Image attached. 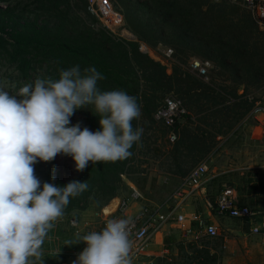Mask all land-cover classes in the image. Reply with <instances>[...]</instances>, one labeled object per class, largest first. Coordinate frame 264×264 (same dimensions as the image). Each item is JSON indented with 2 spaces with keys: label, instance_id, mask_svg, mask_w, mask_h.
<instances>
[{
  "label": "trees",
  "instance_id": "1",
  "mask_svg": "<svg viewBox=\"0 0 264 264\" xmlns=\"http://www.w3.org/2000/svg\"><path fill=\"white\" fill-rule=\"evenodd\" d=\"M29 1L22 6L21 1L11 5V0H0V4H8L0 8V59L17 70L19 79L25 83H34L37 77L57 80L60 69L79 65L83 73V69L94 66L105 77L98 81L101 91L124 90L136 97L141 110L140 119L133 121L134 127L143 128L141 145H134L133 155L126 160L96 165L90 162L88 168L78 172L77 181L87 182L88 189L71 199L64 216L90 206L102 210L127 190L124 178L140 173L141 165L148 161L162 160L163 173L185 178L207 160L217 137L232 132L254 106L256 100L249 101L246 93L239 95L238 86H264V32L239 6L213 4L210 0H127L126 5H136L134 17H141L129 22V30L137 39L131 42L117 39L104 29H79L80 19L74 8L91 17L86 0H76L78 5H73L75 0ZM91 18L97 21L93 15ZM173 41L177 44L172 49L175 63L170 72L140 51L141 44L156 49ZM194 56L211 62L221 77L227 73L236 84L218 85L214 77L210 84L203 83L185 70L189 57ZM170 95L187 109L185 123L179 122L173 128L155 119ZM73 119H83L84 127L93 132L101 130L93 105L78 109ZM170 132L177 139L170 141L167 151L162 150L158 140L167 134L170 137ZM139 155L144 160H139ZM38 169L35 166L41 184L68 183L54 177L52 162L47 173L41 175ZM245 183L249 186L250 179ZM179 259L175 264H220L219 254H212L206 247L190 254L182 250Z\"/></svg>",
  "mask_w": 264,
  "mask_h": 264
},
{
  "label": "clouds",
  "instance_id": "2",
  "mask_svg": "<svg viewBox=\"0 0 264 264\" xmlns=\"http://www.w3.org/2000/svg\"><path fill=\"white\" fill-rule=\"evenodd\" d=\"M105 77L93 66L59 70V79L37 77L15 95L0 88V264H44L42 245L72 198L88 189L73 180L64 186L44 182L35 165L70 156L75 170L89 163L130 158L141 145L143 128L136 97L124 90L101 91ZM93 105L101 130L71 123L78 109ZM55 178L53 177V180ZM129 219H110L67 246L86 244L72 264H133ZM60 253L57 254L59 256Z\"/></svg>",
  "mask_w": 264,
  "mask_h": 264
},
{
  "label": "rangeland",
  "instance_id": "3",
  "mask_svg": "<svg viewBox=\"0 0 264 264\" xmlns=\"http://www.w3.org/2000/svg\"><path fill=\"white\" fill-rule=\"evenodd\" d=\"M19 1L22 2V6L28 5L30 2L29 0H11L10 4L15 5ZM112 2L115 8L123 12L126 19V21L124 19L125 25L123 30H126L129 35L125 40L131 42L136 41V37L132 34L131 30H129V22H132L134 18L138 20L141 18L140 16L134 17L135 14L133 9L135 10L136 5L134 3L126 5L127 0H112ZM74 4L78 5L79 3L75 0L73 1V5ZM7 5L8 4H0V8L6 7ZM227 11L230 12L232 10L227 9ZM75 12L80 19L79 29H83L86 26L93 32H99L103 29L98 19L94 17L97 20L95 21L91 18V13H89L91 16L89 17L83 10L77 7L74 8V13ZM238 14L241 15V11ZM140 28L144 30V26L141 25ZM118 35H121V33H118ZM116 38L118 39L119 37ZM165 44L166 45L161 44L154 49L155 55H158L163 63L166 62L162 58L161 51L163 49L175 50L174 45L177 44V41H173V44ZM202 58L203 57L198 56L189 57L190 60L188 59V62L192 59L201 60ZM174 63L173 61L168 64L169 66H173ZM214 68V64H212V70ZM212 70V76L209 74V77L210 79L214 77L218 85L233 86L236 84L232 83V80H229L230 77L227 73L225 76L228 79L226 77H221L219 69H214L215 75H213L214 73H212ZM24 84L26 83L18 78L17 70L6 61L0 59V88L15 95ZM244 93L247 94L249 99L264 101V86L259 89H247V86H238V94L243 95ZM77 120L78 119H73L71 123L74 125L80 122L83 128V119ZM180 123L184 124L185 119L183 118ZM255 127V125L250 124L248 127L242 128L235 133L233 130L224 137H217L216 147L207 157V165L209 168L207 179L209 178V181L204 187L205 195L192 199L188 203L184 215L188 218V211L190 210V212L200 213L204 219L216 220L218 237L214 240L202 238V240L197 241V244H189L188 242V244H181L182 246L177 248L179 252L178 257L173 259L170 264L180 262L179 255L182 254V250H186L188 254H190L193 250L203 247L210 249L211 252L218 253L220 256V264H264V210L261 207V200L264 197L262 193L264 191V146H261L259 136L256 132L257 128ZM169 139L170 137L167 134L165 138L158 140V144L163 147L162 150H168V144L171 143ZM138 159L144 160L142 155H139ZM161 161L162 160H159L157 163L148 161V163L141 165L140 173L132 175L130 179L124 178L127 190L122 192L118 197H120V199L130 197L133 188H135L144 198L143 201H140L143 203V206L146 205L151 207L164 203L178 183L173 177L163 173ZM51 162L55 168L53 175L58 180L67 182L78 180L79 173L75 170V161L70 156L57 155ZM51 162L41 161L35 166L39 167L38 171L43 175L48 172ZM247 179L251 181L249 186L245 183ZM225 188L235 190L239 204L248 206L255 213V216L249 222L253 221L260 225L262 231H260L259 234H253L251 232L250 224H248L247 221L229 218L219 219V217H216V203L220 193ZM105 213L109 214L110 209L106 208ZM100 214V208L90 206L85 211H75L71 215L64 216L56 222V226L48 233L42 245V258L45 259L47 255L48 257L55 258L54 256L56 255L54 254L58 253L71 254L76 252L79 254L86 247V244L80 243L78 245L67 246L65 242L76 239L77 235L83 236L91 231H101L106 226L108 220L113 219V217H115L114 219L121 218L120 214H116L107 221H104L100 217ZM161 234L164 240L171 239L172 241L179 240L180 242L185 240L176 222L167 225ZM164 245L167 248L165 242ZM173 245H175V243ZM168 248H171V246Z\"/></svg>",
  "mask_w": 264,
  "mask_h": 264
},
{
  "label": "built area",
  "instance_id": "4",
  "mask_svg": "<svg viewBox=\"0 0 264 264\" xmlns=\"http://www.w3.org/2000/svg\"><path fill=\"white\" fill-rule=\"evenodd\" d=\"M213 4L223 2L236 5L251 14L259 28L264 31V0H210ZM88 11L100 21L104 30L109 32L118 39L125 40L129 35L124 29L125 21L122 13L115 8L111 0H86ZM121 33V35H118ZM140 51L150 54L146 45H140ZM162 58L166 66L169 62L174 61V51L172 49H163ZM212 64L209 61L192 59L186 68L190 74L198 77L203 83L210 84L209 77ZM253 102L254 99H249ZM187 115V109L181 100L175 96L165 98L163 106L155 114V119L163 122L168 128H173ZM252 123L259 131L261 138L264 140V101L256 100L249 114L243 119V124ZM176 135L170 133V141L176 140ZM208 168L206 162L195 166L189 174L181 179L176 190L173 191L168 200L160 206L144 205L140 212L134 215L130 220L128 230L132 241L131 255L133 264H142L141 256L153 237L160 233L167 225L176 222L180 227L183 237L189 243H194L202 238L216 239L218 230L215 226L208 225L203 219H194L188 221L184 215V209L188 203L197 197L208 182L206 176ZM141 194L133 188L130 197L121 199L117 213L123 216L130 206L134 203L143 201ZM264 208V200H263ZM217 215L221 217L250 221L255 213L247 206L237 202L233 190L225 188L219 195L216 203ZM259 228H254L253 233L259 234Z\"/></svg>",
  "mask_w": 264,
  "mask_h": 264
},
{
  "label": "crops",
  "instance_id": "5",
  "mask_svg": "<svg viewBox=\"0 0 264 264\" xmlns=\"http://www.w3.org/2000/svg\"><path fill=\"white\" fill-rule=\"evenodd\" d=\"M147 48L150 50V54L149 56L157 61V62H160L162 63L163 65L165 63H163L161 61V58L158 57V55H155L154 53V49H151L147 46ZM165 66V65H164ZM168 67V66H167ZM171 68L172 66H169L168 69H169V72L171 71ZM250 124L252 123H249L247 125L243 124V120L240 122V124L237 126V128L234 129V133L236 131H239L240 129L242 128H246L248 127ZM257 128V127H255ZM257 134L259 136V141L261 143V146H264V140L261 138L260 134H259V131L257 129ZM206 162V165L208 164V160L204 161ZM207 168H208V165H207ZM208 173H209V168H208ZM208 173H207V176H208ZM207 176H206V180L209 181V178L207 179ZM178 185L176 186V188L174 190H176L180 184V179L178 178H174ZM231 189V188H229ZM173 190V191H174ZM233 190V189H231ZM172 191V193H173ZM234 192V195L236 197V199H238V196H237V193L235 192V190H233ZM171 193V194H172ZM205 191L203 190L200 194H198L197 197H202L204 196L205 194ZM264 194V191L262 192ZM171 194L169 195V197L171 196ZM168 197V198H169ZM168 198L165 200V202L168 200ZM263 200H264V197L262 198L261 200V207L262 209L264 210L263 208ZM121 199L120 197H117L115 199H113L106 207H104L102 210H101V214H100V217L104 220V221H107L108 219L112 218L114 215L118 214L117 213V209H118V206H119V203H120ZM164 202V203H165ZM238 202V200H237ZM162 203V204H164ZM239 203V202H238ZM162 204H157V205H154V206H160ZM143 207V203L142 202H138V203H134L130 206V208L128 209V211L123 215L121 216L122 219H127V218H131L133 217L134 215H136L138 212H140V210L142 209ZM248 207V206H247ZM108 208L110 209V213L109 214H106L105 213V209ZM187 209V207L184 209V214H185V210ZM187 212V211H186ZM189 214H188V218L187 220L190 221V220H194V219H203L206 224L208 223V225H212V226H217V221L214 220V219H204L200 213H196V212H190V210L188 211ZM215 213H216V217H219V219H222V218H226V217H221L219 215H217V212H216V208H215ZM115 217H113L114 219ZM120 218V219H121ZM231 219V218H229ZM236 220V219H234ZM242 221V220H241ZM248 224H250V227H251V232L253 233V230L254 228H259L261 231V227L259 224H256L254 223L253 221L249 222L247 221ZM165 229V228H164ZM163 229V230H164ZM162 230V231H163ZM161 231V232H162ZM158 233L156 236L153 237V240L151 241V243H149L147 245V247L145 248L144 250V254L141 256V259H140V262L142 264H170L172 263L173 259L177 258L178 257V254L179 252L177 251V248L181 245V244H186L187 241L186 240H182L181 242L179 240H174L172 241L171 239H166L164 240V237L162 236V234ZM182 232V231H181ZM183 234V233H182ZM254 234V233H253ZM185 239V238H184ZM208 239V238H207ZM202 240V239H200ZM199 240V241H200ZM209 240H214V239H209ZM164 242L167 244V248L165 247L164 245ZM175 243V245H173ZM189 243V242H188ZM187 243V244H188ZM198 242H194V243H189V244H197ZM177 245V246H176ZM169 246H171V248H168ZM211 252V251H210ZM212 254H215L214 252H211ZM57 256V254H54ZM50 256H53V255H50ZM54 256L55 258H52V257H48V255L45 257V262L44 264H72V261H74L78 254L76 252H73L71 254H62L60 253L59 256Z\"/></svg>",
  "mask_w": 264,
  "mask_h": 264
},
{
  "label": "water",
  "instance_id": "6",
  "mask_svg": "<svg viewBox=\"0 0 264 264\" xmlns=\"http://www.w3.org/2000/svg\"><path fill=\"white\" fill-rule=\"evenodd\" d=\"M166 66V64H164Z\"/></svg>",
  "mask_w": 264,
  "mask_h": 264
}]
</instances>
